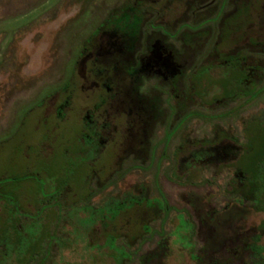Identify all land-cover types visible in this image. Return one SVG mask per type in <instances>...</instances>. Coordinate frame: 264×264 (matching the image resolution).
<instances>
[{
  "label": "flooded vegetation",
  "instance_id": "flooded-vegetation-1",
  "mask_svg": "<svg viewBox=\"0 0 264 264\" xmlns=\"http://www.w3.org/2000/svg\"><path fill=\"white\" fill-rule=\"evenodd\" d=\"M111 14L117 15V20L125 18L126 24L117 26L110 21ZM262 92L264 0H122L108 9L84 36L63 81L39 99L44 101L42 116L52 112L61 119L70 112L81 113L82 129L76 139L86 137L95 143L101 160L106 154V145L112 144L111 153L105 155L106 165L101 161V170L106 175L99 178L97 194L112 187L117 177L121 178L119 168L123 161H132L127 172L133 175L135 164L138 170L146 171L141 161L145 165L153 161L156 167L169 157L173 160L174 175L178 176L195 161L194 155H199L197 163L208 162L214 154H220L219 147L225 151L228 145L241 143L245 127L264 125L261 105L254 108L255 115L248 120L239 114L238 118L243 121L239 119L237 132L227 122L207 126L206 134L192 136L199 122L189 120L230 117L244 107L243 101ZM241 97L243 100L236 104L234 101ZM216 108L222 111L214 112ZM158 128L162 133L153 141ZM117 132L132 148L113 151ZM175 133L179 136L176 148L167 153V143ZM185 135L192 138L188 140ZM157 142L162 148L155 155ZM184 144L186 152L181 150ZM182 153L186 155L180 156ZM191 154L193 157H189ZM177 155L180 160H187L182 170L177 168ZM207 168L219 173L224 167L208 165L198 172ZM241 180V176L231 175L225 185L226 198L216 208L209 201L196 200L195 194H190L189 202L193 199L196 202L189 203L191 208L208 209L204 213L210 220L205 244L193 245L188 230L183 233L186 246L175 243L171 230L156 235L152 255L150 243L146 244L151 239L150 210L167 211L174 207L165 201L159 188L156 189L160 199L147 195L143 182L138 184L136 193L132 183L127 184L120 190L123 199L133 204L150 199L148 206L134 207L118 225L121 231L126 227L127 248L137 238L142 240L145 250L139 256V264H264V212L262 205L253 199L252 190L243 189ZM163 181L171 180L163 176ZM232 183H238V193L229 191ZM246 200L251 207L243 206ZM120 203L119 195L117 199L101 195L96 209H88L90 201L83 207L86 212H93L109 204L116 214ZM135 208L142 209L145 215L134 217ZM48 223L55 224L52 220ZM179 224L182 225V220L177 218L172 229ZM102 226H106L102 230L115 231L114 222ZM13 235L9 234L14 238ZM7 236L0 232L1 240ZM132 254L128 252L113 264L130 261ZM42 258L39 251L30 264H39ZM106 264L112 263L106 261Z\"/></svg>",
  "mask_w": 264,
  "mask_h": 264
},
{
  "label": "rangeland",
  "instance_id": "rangeland-1",
  "mask_svg": "<svg viewBox=\"0 0 264 264\" xmlns=\"http://www.w3.org/2000/svg\"><path fill=\"white\" fill-rule=\"evenodd\" d=\"M121 1L0 0V232L8 234L5 240L0 239V264H30L39 251L43 255L39 264H106V261L113 264L115 259L125 258L130 251L132 258L124 264H139L145 245L137 238L134 243L138 245L127 248L126 227L121 231L118 225L134 207L148 206L150 199L144 198L134 204L123 199L120 190L131 183L136 193L138 184L143 182L146 194L157 198L156 188H159L165 201L174 207L167 211L150 210L148 229H151V239L146 242L150 247L156 242L153 239L157 234L171 230L175 243L186 246L183 233L188 230L193 245L205 244L210 220L204 213L208 209L191 208L190 194H195L196 200L209 201L216 208L226 198L225 185L232 174L236 178L241 176L243 189L252 190L253 199L262 205L264 212L262 124L245 127L242 131L244 141L228 145L225 151L219 147L220 154H214L208 162L197 163L199 155L193 157L191 154L189 157L195 161L182 171L185 176L174 175L173 160L169 157L156 167L153 161L149 165L141 161L145 165L141 167L147 170H138L135 164L133 175L127 172L132 161H123L119 168L121 178L117 177L109 189L95 194L100 185L99 178L106 175V171L103 174L101 170V161L106 165L105 155L111 153L112 144L106 145V154L101 160L95 143L86 137L76 139L82 129L81 113L70 112L61 119L54 117L52 112L45 116L40 114L44 102L40 96L63 81L73 66L84 36L108 9ZM110 21L119 27L126 24L125 18L117 20L115 14L110 15ZM241 100L242 97L234 102L237 104ZM244 103V107L230 117L189 120L199 122L192 136L206 134L214 124L227 122H231L232 130L237 132L239 119L243 121L241 118L246 116L245 120H248L255 115L253 110L259 105L263 108L264 121V92L241 105ZM25 109L29 111L25 112ZM218 111L222 109L214 110ZM239 114L241 118H238ZM156 133L153 141L162 131L158 128ZM185 137L192 138L190 135ZM178 138L177 133L172 135L166 146L167 153L176 148ZM159 142L155 143V155L162 148ZM185 147L186 144L182 145L181 150L185 151ZM129 148L132 145L129 146L117 132L113 151ZM192 149L189 151L194 152ZM175 158L178 170L184 168L187 160H180L179 155ZM208 165L224 168L219 173L210 168L198 172ZM163 176L171 181L164 182ZM236 184H230V192L238 193ZM101 195H110L114 199L119 195L121 203L116 214L109 204L97 211H85L83 206L86 207L89 201L88 209H96ZM248 202L246 200L243 206L251 207ZM191 203L196 202L193 199ZM143 215L142 209H134V217ZM177 218L182 220V225L172 229ZM51 220L55 224L49 225ZM109 221L114 222L113 232L102 230L106 228L102 225ZM9 234H14L15 239ZM153 252L152 247L151 255Z\"/></svg>",
  "mask_w": 264,
  "mask_h": 264
}]
</instances>
